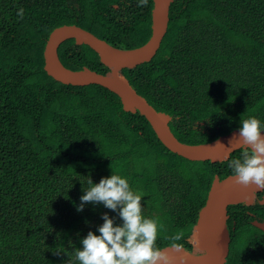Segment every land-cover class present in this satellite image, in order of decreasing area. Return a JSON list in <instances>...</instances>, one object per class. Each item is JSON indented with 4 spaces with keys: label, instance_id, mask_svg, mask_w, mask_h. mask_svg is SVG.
Segmentation results:
<instances>
[{
    "label": "trees",
    "instance_id": "1",
    "mask_svg": "<svg viewBox=\"0 0 264 264\" xmlns=\"http://www.w3.org/2000/svg\"><path fill=\"white\" fill-rule=\"evenodd\" d=\"M153 0H0V264H70L80 240L117 213L75 205L86 179L112 171L143 191L148 215L160 217V249L178 232L188 237L216 177L232 159L191 161L169 151L146 118L124 110L99 86L63 84L44 69L51 32L82 27L110 45L133 50L151 37ZM157 55L136 67H111L71 39L58 49L73 71L118 76L158 111L183 143H210L264 120V0H174ZM264 192L259 194L262 199ZM226 264H264V205H230ZM99 234V233H97ZM201 252L205 246L201 238Z\"/></svg>",
    "mask_w": 264,
    "mask_h": 264
},
{
    "label": "water",
    "instance_id": "2",
    "mask_svg": "<svg viewBox=\"0 0 264 264\" xmlns=\"http://www.w3.org/2000/svg\"><path fill=\"white\" fill-rule=\"evenodd\" d=\"M151 37L149 41L140 48L125 50L116 48L105 40H102L92 32L77 25H63L54 29L44 50V69L49 76L55 80L73 86L99 85L115 94L122 102L127 112L139 113L150 123L161 143L172 153L191 161H211L216 163L223 161L227 153L243 148L242 141L238 136V129L225 134L218 139L205 144L190 145L181 142L172 132L170 123L172 117L164 112L158 111L148 100L140 95L137 90L124 79L115 76H107L84 68L81 71H73L66 68L60 61L58 49L67 40L73 39L77 45H87L94 50L100 59L111 67H136L152 60L161 48L162 42L168 32L170 22V8L174 0H153ZM140 51L138 55L131 53ZM70 72L65 74L58 69V66ZM219 141L221 146L217 144ZM217 144V145H216ZM213 146V147H212ZM209 147L207 149H204ZM234 180L231 176L221 180L216 177L210 189L205 206L201 209L196 223V231L201 238L205 253L191 254L183 247L177 252L171 246L161 249L169 258V264H199L195 257L207 256V264H226L230 252L231 235L227 225L228 207L230 205L245 204L254 205L259 201L264 205V196L259 199V194L264 190H257L254 185H242L236 191H230ZM217 185V187H215ZM219 211H225L224 231L220 236H215L211 228V218ZM254 226L264 232V221H254ZM194 257V258H191Z\"/></svg>",
    "mask_w": 264,
    "mask_h": 264
},
{
    "label": "clouds",
    "instance_id": "3",
    "mask_svg": "<svg viewBox=\"0 0 264 264\" xmlns=\"http://www.w3.org/2000/svg\"><path fill=\"white\" fill-rule=\"evenodd\" d=\"M238 136L244 146L240 158L232 159L228 167L235 183L264 190V120L250 116L240 120ZM217 144L224 147L219 141ZM87 188L75 205L78 212L91 203L117 213V219L105 213L103 223L96 231H89L80 240L81 247L72 253L70 264H169V258L157 244L164 225L160 217L148 215L145 195L142 190L131 186L126 176L112 171L99 183L86 179ZM99 233V234H97ZM171 248L180 252L184 245V234L178 232L169 238ZM192 253L201 252L200 240L193 232L187 239Z\"/></svg>",
    "mask_w": 264,
    "mask_h": 264
},
{
    "label": "bare ground",
    "instance_id": "4",
    "mask_svg": "<svg viewBox=\"0 0 264 264\" xmlns=\"http://www.w3.org/2000/svg\"><path fill=\"white\" fill-rule=\"evenodd\" d=\"M138 53H140V51H136L131 53L132 55H138ZM58 66V69L65 73V74H70V72L64 70L61 68V66ZM217 145V144H216ZM213 147V146H212ZM209 147H206L204 149H207ZM242 185L234 183L232 184L231 188L229 189L230 191H236L238 190ZM217 187V185L215 186ZM224 219H225V211H219L218 213H216L212 218H211V228L213 230V233L215 234V236H220L221 233H223L224 231ZM194 258V257H191ZM195 261H197L199 264H207L208 263V257L207 256H201V257H195Z\"/></svg>",
    "mask_w": 264,
    "mask_h": 264
}]
</instances>
